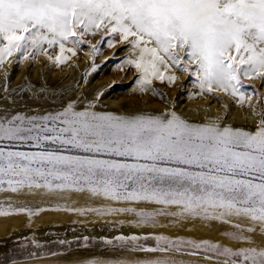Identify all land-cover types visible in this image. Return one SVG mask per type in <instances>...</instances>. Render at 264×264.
I'll return each mask as SVG.
<instances>
[{
	"label": "snow or ice",
	"instance_id": "1",
	"mask_svg": "<svg viewBox=\"0 0 264 264\" xmlns=\"http://www.w3.org/2000/svg\"><path fill=\"white\" fill-rule=\"evenodd\" d=\"M97 31L131 43L135 58L125 63L136 69L141 91L153 80L173 84L180 71L197 78L201 94L223 91L243 103L241 78L264 81V0H0V69L14 54L16 63L43 55L63 64L70 59L66 53L75 56L87 34ZM54 48L59 49L55 56L49 51ZM91 48L94 54L100 51L97 45ZM0 141L7 142L0 144V177L8 178L13 192L23 186L51 189L52 177L60 189L87 185L94 194L116 200L177 205L183 213L217 219L244 218L250 225L236 224L232 238L247 246L201 244L224 257L218 264H264V246L253 240L257 231L264 235V111L250 132L189 123L175 112L125 117L78 111L70 102L56 113L0 117ZM16 143L40 150H11ZM73 149L86 155L64 154ZM152 215L142 214V222L154 223ZM156 239L166 246L137 250L179 249L167 237Z\"/></svg>",
	"mask_w": 264,
	"mask_h": 264
},
{
	"label": "rangeland",
	"instance_id": "2",
	"mask_svg": "<svg viewBox=\"0 0 264 264\" xmlns=\"http://www.w3.org/2000/svg\"><path fill=\"white\" fill-rule=\"evenodd\" d=\"M116 36L117 34L108 36L102 35L101 31H97L96 35H92L91 33L87 34L85 37L87 42L80 45V47L76 49L75 56H72L71 53H66L70 59L63 64H56L53 61H49L43 55H39L35 59H23L19 63H16L15 54L12 57H9L4 67L0 70V74L2 73L3 75H6L7 73V75H9L5 86L0 88V94L3 93V90L5 91L8 88L14 87L12 82H14L16 79L17 73L20 74L26 72L28 74L26 81L29 82L25 86H28L30 92L38 91L40 87L43 86V84L38 86L37 83L41 82L40 80L37 83L36 81L34 82L30 80L31 74L33 75L35 73L31 72V70L34 68H36V71H38L37 77L39 76V79L42 77H44V79L46 77L51 78L54 76L56 80L58 79L59 82H63L66 80V77L68 78L67 72H60L58 74V70L56 71L57 73H52V71L49 70L54 69L55 66L58 68H62L64 65L73 67L72 63L75 60H82V56L86 50H89L91 53V58L90 55L87 58L89 63L85 68L79 69L78 75L75 77V81L72 80L74 84H64L65 87H67V92L63 98H59L60 100L52 98L53 100H50L49 102L42 100V98H38L36 100V104L33 105L31 103H17L13 98L6 97L5 103L0 101V103H2L0 104V117L11 116L14 114L40 116L47 113H56L62 111L68 103L74 102L75 108L78 111H83L87 108L89 111L113 113L115 115L125 117H131L135 115H161L175 112L178 116L193 124L218 123L222 126L226 125L233 128H241L227 124L225 121L226 119L221 122L219 118L216 117H211L209 119L206 118L205 120H199L196 116L195 118H191V114L193 112L197 114L201 110L205 99H201L200 97L204 94L210 96V100H214L219 104H224L225 100L228 99V103H226L224 106L225 109L227 106H229L228 111L233 109L244 113L250 109H253V107H250V104L254 106L255 112L258 113V119L255 126L253 128L243 127L241 129L250 132L256 130V126L259 123L260 114L262 111H264V100H262V97H264V81H262L260 78H241V84L243 85L241 90L245 91L246 93V99L243 103L238 102V97H233L223 91L214 93L204 92L201 94L197 78L194 75H189L188 72L180 71L175 72L177 80L173 84L169 85L166 81L161 82L159 80H153L151 86L147 87L146 90L141 91L140 85L137 82L138 73L136 69L125 63L127 59L135 58V56L132 55L134 50L132 49L131 43L121 41L119 35L117 36L118 38L116 40ZM109 39L114 41L112 46H108L106 42ZM131 39L132 38L130 37L129 41ZM101 41H104V43H100ZM91 45H97V47L100 48V51L94 54L92 52ZM49 51L53 56H55L58 54L59 49L54 48L50 49ZM180 55H183V52H181ZM189 67L194 68L195 65H189ZM95 81H97V84H100V87L102 86L101 83L106 84V86L101 89L99 87V89L93 93H89V91L86 93V89L91 87ZM31 86L33 87L32 89H30ZM153 89L155 90L156 94H154ZM100 92L103 94L99 99H97V94ZM105 95H107V98H111V100H115L118 103L114 109L112 108V110H110L103 106L101 107L100 102ZM248 96L251 97L250 101L247 99ZM1 99H3L2 96H0V100ZM176 102H181L180 109L176 108ZM230 106L232 109H230ZM181 109H183L184 113L178 112V110ZM0 144L6 145L7 142L0 141ZM48 147L56 148L57 146L48 145ZM11 150L36 152L40 149L30 144L16 143L11 145ZM64 154L86 155L85 153L75 149L71 151H65ZM88 155H95L98 159H115L126 163L135 162L130 158L109 156L106 154ZM0 179L5 181L3 184H0V215H23L24 224L34 225L35 218H37V216L40 217L46 214L49 215L50 212L55 213L56 211L67 214L69 220L76 223H80L82 220L83 222H87L89 219L102 217L106 213H114L117 224L125 222L130 224L140 223L159 225L160 223L162 224L164 222L176 225L186 223L188 227H191L195 223H205V225H207L209 228L213 227L226 239L234 241H237L236 239L232 238V234L237 232L235 225L240 224L243 228H246L250 225V221L247 219L235 216L217 219L213 218L212 216L205 217L203 214L192 215L189 213H183L182 209L177 205L164 206L147 201H132L123 199L116 200L106 197L102 193L94 194L90 191L87 185H82V190H77V188L74 186L60 189L55 187V185L60 183V181L52 177L48 178L52 184L51 189L43 186H33L31 188L23 186L18 188V190L15 192L9 189L7 177H0ZM38 182L41 185L44 183V181L39 178ZM18 209H24V211H18ZM161 212H175L177 215L158 214ZM144 213L153 214L152 221H154V223L142 222V214ZM225 220H230V222H225ZM46 235L49 236V241H38L34 237L13 241L9 246L8 254L0 253V264L48 257L58 253L68 252L70 250L81 249L84 247L89 249L91 245H93L92 249H98V251L127 249L139 251L137 250L139 246H144L145 248L166 246L164 241H157L156 237L158 236L156 235H134L129 237L117 235L112 239H96L94 237L88 238L85 236L81 238L65 239L63 238L62 234L58 235L54 232L48 233ZM133 237H136L137 239H133ZM167 238L172 244L179 245L178 250L175 248H170L167 253L170 252L188 256L192 255L190 253H196L194 256L202 257L203 259L215 262H219L224 259V257L216 256L214 252L205 251V246L201 244V242L205 240L199 241L191 238ZM253 240L255 241L256 245L264 246V235H262L259 231L253 235ZM206 241H208L210 244H218L213 243L210 240ZM96 242H100V246H96ZM237 243H239L237 247L247 246V244H245L243 241H237ZM196 245L200 246L196 247ZM3 246L4 244L0 243V252H2L1 248ZM207 257L212 258L208 259Z\"/></svg>",
	"mask_w": 264,
	"mask_h": 264
},
{
	"label": "bare ground",
	"instance_id": "3",
	"mask_svg": "<svg viewBox=\"0 0 264 264\" xmlns=\"http://www.w3.org/2000/svg\"><path fill=\"white\" fill-rule=\"evenodd\" d=\"M117 36H116V40L118 38ZM89 55L91 58L90 51L86 50L84 55L82 56V60H75L72 63L73 67L64 65L62 68H58L57 66H55L54 69L49 70L52 71V73H57L56 71L58 70V74L60 72L62 73L67 72L68 78L66 77V80L63 82H59L58 79L56 80L54 76H52L51 78L46 77L45 79L44 77H42L41 79H39V76L37 77L38 71H36V68L31 70L32 73L34 72L35 73L33 75L30 73L31 74L30 80L34 82L36 81V83L40 80L41 82L37 83L38 86H41L43 84V86L40 87V89L36 92H30L28 86L27 87L25 86L29 82L26 81V79L28 78L27 72L20 74L17 73L16 79L14 80V82H12L14 87L8 88L5 91L3 90V93L0 94V96H2L3 99H1L0 101L2 103H5L6 97L8 98L10 97L13 98L17 103H31L35 105L37 102L36 100L38 98H42V100H46L48 102L53 99L60 100L59 98H63L67 92V87H65L64 84L65 83L74 84L72 80L75 81V77L76 75H78V70L81 68H85L86 65L89 63L88 62L89 60H87ZM132 55L135 56V52H133ZM1 74H0V88L5 86L6 81L9 78V75H3V74L1 75ZM96 82L97 81H95L94 84L91 83L92 85L91 87L86 89V93L87 91H89V93L90 92L93 93L99 89L100 84H97ZM101 85L102 86L100 87V89L106 86V84L103 83H101ZM32 88L33 87L31 86L30 89ZM263 92H264V88H263ZM200 98L205 99V101L203 102L204 104L201 110L199 111V113L195 114V112H193L191 114V118H195L196 116L197 119L199 120H205L206 118L209 119L211 117H216L219 118L221 122H223L226 119L225 121L227 124H231L232 126L241 127V128L243 127L253 128L257 122L258 113H256L255 111L253 112V109H250L242 113L233 110L232 107L230 106L231 107L230 109L232 110L228 111L229 106H227L226 109L224 107L226 103H228V99L226 100L224 99L225 100L224 104L223 103L219 104L214 100H210V96L204 94ZM100 103H101L100 104L101 107L103 106L110 110H112V108L114 109L115 106L118 105V103L115 100H111V98H107V95H105L103 99H101ZM180 107H181V102H176V108L180 109ZM178 112L184 113L183 109L178 110ZM115 219L116 217L114 213H106L102 217L89 219L87 222H83L82 220L80 223H76V222H71L67 214H63L60 213L59 211H56L55 213L50 212L49 215L46 214L40 217L37 216V218H35L34 225H32V224L23 223L24 220L23 215H18V216L0 215V243L4 244V246L1 248L2 252L0 253L8 254L9 246L15 240L34 237L38 241H49V236L46 234L51 232H54L58 235L62 234L63 238L65 239L81 238L83 236L88 238L94 237L96 239H101V238L112 239L114 236L116 237L117 235H122L124 237H129L134 235L135 236L162 235V236L170 237L172 239L191 238L199 241L210 240L213 243H218L227 246L229 248H232L234 250L237 248L239 244L237 243V241L226 239L213 227L209 228L207 225H205V223L203 224L195 223L191 227H188L186 223L176 225V224H169L164 222L162 224L160 223L159 225L140 224V223L130 224L125 222L117 224ZM96 246H100V242L99 243L96 242ZM92 248L93 245H91L89 249H87V247H84L81 249L58 253L56 255H52L48 257L35 258V259L12 262L7 264H142V262L144 261L157 260V259L160 260L170 259L171 261H173V264H218V262L206 260L203 259L202 257H197L194 255L193 256L179 255L170 252L167 253V252L132 251L130 249L98 251V249H92Z\"/></svg>",
	"mask_w": 264,
	"mask_h": 264
}]
</instances>
